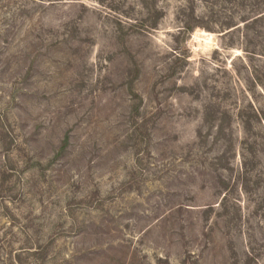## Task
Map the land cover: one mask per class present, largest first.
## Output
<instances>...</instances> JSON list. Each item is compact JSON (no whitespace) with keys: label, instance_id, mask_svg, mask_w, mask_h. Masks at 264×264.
<instances>
[{"label":"rangeland","instance_id":"1","mask_svg":"<svg viewBox=\"0 0 264 264\" xmlns=\"http://www.w3.org/2000/svg\"><path fill=\"white\" fill-rule=\"evenodd\" d=\"M262 9L0 0V264H264Z\"/></svg>","mask_w":264,"mask_h":264},{"label":"trees","instance_id":"2","mask_svg":"<svg viewBox=\"0 0 264 264\" xmlns=\"http://www.w3.org/2000/svg\"><path fill=\"white\" fill-rule=\"evenodd\" d=\"M264 10L262 9V12H259L258 15L256 16V18H254V20H264ZM196 17V16H195ZM193 17V21H190V22H186L184 25H183V30L186 31V32H191L192 30H194V28L196 27H205V28H208V29H212L210 28L209 26H206V25H203L199 20L198 17ZM253 19V18H252ZM245 21H249L248 20H245ZM237 25V24H236ZM225 26H228L231 27L233 26V23H229V24H226L224 25L223 27ZM155 27V26H154Z\"/></svg>","mask_w":264,"mask_h":264}]
</instances>
